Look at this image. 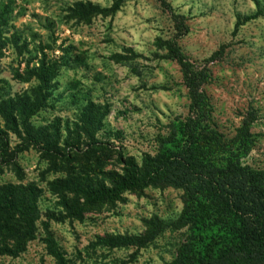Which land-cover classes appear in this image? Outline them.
<instances>
[{"label": "rangeland", "instance_id": "rangeland-1", "mask_svg": "<svg viewBox=\"0 0 264 264\" xmlns=\"http://www.w3.org/2000/svg\"><path fill=\"white\" fill-rule=\"evenodd\" d=\"M116 0H0L8 7L0 36V103L24 94L34 97L37 81H23L43 54L59 65L50 106L31 121L60 141L39 143L9 133L10 150L0 171L7 184L38 188L37 239L18 257L0 256V264H55L44 242L48 223L69 264H172L187 242L181 226L184 190L149 186L126 192L114 204L96 206L82 219L68 216L64 203L76 200L65 180L81 175L110 184L121 173L118 154L141 163L155 154L159 136L190 114V94L179 63L166 45L177 44L192 68L207 81L211 122L223 140H232L252 114V146L242 162L264 171V0L262 15L236 29L238 17L255 14V0H126L114 14L81 18L77 8L110 9ZM189 32L178 37L177 26ZM21 48V52L17 47ZM43 49V50H42ZM107 111L91 139L82 123L86 107ZM207 111V112H208ZM0 126L6 129L0 116ZM78 201V196H77ZM75 202V204L77 203ZM83 199H79L82 203ZM167 229L146 247L100 245L105 237L142 236L146 222ZM14 244L0 233V245Z\"/></svg>", "mask_w": 264, "mask_h": 264}, {"label": "trees", "instance_id": "trees-1", "mask_svg": "<svg viewBox=\"0 0 264 264\" xmlns=\"http://www.w3.org/2000/svg\"><path fill=\"white\" fill-rule=\"evenodd\" d=\"M125 1L116 0L110 9L89 5L76 11L83 15L81 18L114 14ZM255 4L256 13L238 17L236 29L262 15L260 3L255 0ZM7 11L8 7L0 3V28L5 26ZM177 30L180 31L177 36L181 37L189 32V27L183 23ZM1 33L0 30V36ZM159 43L167 46L170 59L182 68L190 94V114L186 119L170 123L168 134L157 140L156 153L145 154L141 163L119 153L122 170L109 175V185L86 174L65 180L76 193L74 205L64 203L67 214L82 219L96 206L114 204L124 193L142 192L149 186L182 188L181 226H188L190 233L172 264H264V171L253 170L242 162L252 146V114H248L232 140H223L212 125L211 111L207 110L209 100L203 91L206 74L192 68L176 40ZM17 47L21 52L18 44ZM58 68L57 62L49 61L43 54L38 66L29 69L27 65L28 77H21L23 81L32 78L37 81L34 97L24 94L8 97L0 103V116L6 126V129L0 126V171L10 150L9 133L19 137L24 133L35 143L44 139L51 146L60 141L59 126H53L50 134L46 128L34 129L31 121L51 105L49 101ZM106 115L107 111L100 114L92 105L85 108L83 129L91 139L101 130ZM38 194L34 185L7 184L0 188V233L14 240L13 245H0V256L16 258L26 250L29 242L37 239ZM80 198L82 203H79ZM146 226L142 236L105 237L98 242L110 248H142L168 227L160 220L148 221ZM44 231L46 249L55 264H69L48 223L44 224Z\"/></svg>", "mask_w": 264, "mask_h": 264}]
</instances>
